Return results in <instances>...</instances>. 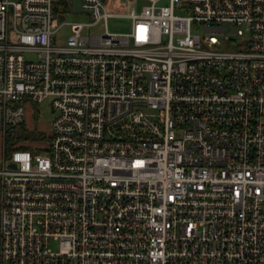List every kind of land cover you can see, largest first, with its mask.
Here are the masks:
<instances>
[{
  "label": "built area",
  "instance_id": "1",
  "mask_svg": "<svg viewBox=\"0 0 264 264\" xmlns=\"http://www.w3.org/2000/svg\"><path fill=\"white\" fill-rule=\"evenodd\" d=\"M157 2L57 44L73 0H0L1 140L53 112L1 155L0 264H264V0Z\"/></svg>",
  "mask_w": 264,
  "mask_h": 264
},
{
  "label": "rangeland",
  "instance_id": "2",
  "mask_svg": "<svg viewBox=\"0 0 264 264\" xmlns=\"http://www.w3.org/2000/svg\"><path fill=\"white\" fill-rule=\"evenodd\" d=\"M151 0H104L105 11L110 13L106 18H100L91 25L84 27L83 34H98L105 29L112 32H126L129 30V14L137 13L141 10L142 6L149 3ZM168 0H158L157 4H166ZM64 20L68 24H64L57 32L56 43H64L67 36L73 31L74 22H87L90 21V16L87 12H77L73 9L67 10L64 8ZM202 24L197 25V30H201ZM25 57L32 58L33 54L24 52ZM53 118V112L50 109L49 100L44 99L39 104L32 103V106L27 108L25 117V126L31 127L30 129L44 130L49 132V124ZM29 140H22L18 143L28 144ZM2 140L0 135V167L2 166L1 155L3 153ZM48 246L52 250L58 249V241L50 237L47 241Z\"/></svg>",
  "mask_w": 264,
  "mask_h": 264
},
{
  "label": "trees",
  "instance_id": "3",
  "mask_svg": "<svg viewBox=\"0 0 264 264\" xmlns=\"http://www.w3.org/2000/svg\"><path fill=\"white\" fill-rule=\"evenodd\" d=\"M42 136V131L26 127L25 122L19 123L17 125H9L7 126L6 132L2 138L3 155L9 157L14 145L19 141L37 139L41 138ZM19 146L21 148L28 147L26 144H20Z\"/></svg>",
  "mask_w": 264,
  "mask_h": 264
},
{
  "label": "water",
  "instance_id": "4",
  "mask_svg": "<svg viewBox=\"0 0 264 264\" xmlns=\"http://www.w3.org/2000/svg\"><path fill=\"white\" fill-rule=\"evenodd\" d=\"M73 10L77 11V12H81L82 9L80 7V0H73ZM60 17L62 18V15H60ZM7 165L9 166H15V162H8Z\"/></svg>",
  "mask_w": 264,
  "mask_h": 264
}]
</instances>
